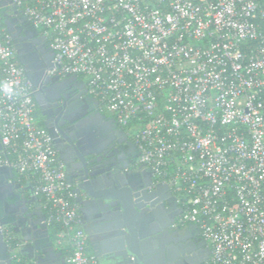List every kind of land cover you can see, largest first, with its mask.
<instances>
[{
	"label": "built area",
	"instance_id": "obj_1",
	"mask_svg": "<svg viewBox=\"0 0 264 264\" xmlns=\"http://www.w3.org/2000/svg\"><path fill=\"white\" fill-rule=\"evenodd\" d=\"M195 224L210 264H264V5L259 0H12ZM0 9V164L30 180L64 264H98L37 121ZM6 238V237H5Z\"/></svg>",
	"mask_w": 264,
	"mask_h": 264
},
{
	"label": "water",
	"instance_id": "obj_2",
	"mask_svg": "<svg viewBox=\"0 0 264 264\" xmlns=\"http://www.w3.org/2000/svg\"><path fill=\"white\" fill-rule=\"evenodd\" d=\"M0 9L17 60L40 106L45 100L67 98L68 94L60 92L67 81L79 84L80 91L74 97L77 101L69 106L65 101L61 104L65 107L64 119L68 122L75 120L71 117L70 108L81 104L83 109V114L75 122L80 136L76 150L71 161L64 162L63 169L67 181L73 185L75 202L99 264H104L106 256L118 257L119 264H209V253L197 263H194V255L179 258L180 252L184 253V244L177 246L176 243L184 237L172 227L181 208L171 211L166 206L171 200L176 202V197L167 184L154 181L148 167L136 162L139 152L128 140L125 130L99 109L98 101L89 95L79 77L49 74L53 67V51L47 45L48 40L31 25L12 0H0ZM115 144L122 161L108 164L110 153L107 151ZM90 215L99 219L98 227L108 230L109 236H113H107L103 241L113 247L103 255L93 229L86 224L88 217L91 219ZM5 226H10L17 234L16 251L26 255L25 264H51L49 257L53 256L60 264L65 263L62 251H56L53 246L33 184L30 180L21 183L15 178L11 166L0 164V264H11L12 256L3 232ZM188 228L199 232L195 224ZM41 237L45 238L46 245H42ZM193 242L203 249L208 247L201 236ZM143 253L151 256L144 258Z\"/></svg>",
	"mask_w": 264,
	"mask_h": 264
},
{
	"label": "flooded vegetation",
	"instance_id": "obj_3",
	"mask_svg": "<svg viewBox=\"0 0 264 264\" xmlns=\"http://www.w3.org/2000/svg\"><path fill=\"white\" fill-rule=\"evenodd\" d=\"M49 44H50L49 41H47V45H49ZM61 77H63V76H61ZM81 80L85 84L84 80L83 79H81ZM85 87H86V84H85ZM79 91H80L79 84L67 81L64 89L62 91H60L62 94H65V93L68 94L67 98L61 97V98L54 99V100H45L41 104V106L34 99L35 104H36L35 115H36L37 121L40 124V126H42L46 130L48 136L50 137L52 145H53V147L57 153V157L61 162L62 168L64 166V162L69 163L71 161V158H73V155H74V151L76 150V144H77L76 142L80 136L77 135L78 128H77V126H75V122L83 114V109H82L81 104H75L74 107L70 108L71 117H72V119H75V120H73L72 122H68L64 119V108L65 107L61 104L63 101H65L66 106H69L72 102H74V101L76 102L77 99H75L74 97L79 93ZM88 113H90V112H88ZM103 113H105V112H103ZM85 115H87V114H85ZM85 115H83V116H85ZM117 125L120 126L118 123H117ZM66 139H68L70 142H67ZM128 140H130V139L128 138ZM117 146L118 145L115 144L107 151L108 154L110 153L109 157L107 158L108 164H111V163H118L119 164L122 161L120 150L119 149L115 150L117 148ZM59 149L61 150V155L63 156V159H61V157H60ZM136 159H137V157H136ZM154 181H155V179H154ZM71 186H72V192L74 194V201H75V195L76 194L73 191V185L72 184H71ZM26 193H27L26 191L23 192L24 195H26ZM172 195H174L173 192H172ZM166 206L169 207L171 211H176L177 208H181L177 198H176V202L171 200L168 203H166ZM77 207H78V211H79L78 204H77ZM79 215H80V213H79ZM91 215H90L91 219H89V217H88L86 224L88 227H91L93 229V234H94L93 236L95 237L96 242H98V248L100 249V252L103 255L105 252L113 250L112 246H110V245L107 246L106 244L103 243V241L105 239H107L106 238L107 236L109 238H111L113 236H109L110 233L108 230L106 231L105 229L98 227L100 225L99 219L92 218ZM178 215L175 217V221H176ZM81 225H82V228H83L85 235H86L88 247H89L90 251L92 252V249L90 247V242H89V236L86 232V229L84 227L82 220H81ZM189 225L190 224H186V225L173 224L172 228H173V230H177L179 232V235L184 237L183 240H179L176 243L177 246H178V244H184V246H182L184 253L180 252L179 258L184 259V257L186 255H194V263H197V262H199V260L201 258H204L208 255L209 248L207 247L206 249H203V248L197 246V242L192 243V240L195 241V239L200 237L201 235H200V232H198L197 230H194L192 228H188ZM5 228H7V226L3 227V229H5ZM11 230L13 233H15L12 228H11ZM15 235L17 236L16 233H15ZM44 239H45L44 237L40 238L42 245H44V244L46 245V242L44 241ZM178 250H179V248H178ZM110 253H113V251H111ZM150 256H151L150 253L149 254L143 253L144 258H149ZM63 257L65 258L64 254H63ZM95 257H96V255H95ZM96 260H97V263L99 264L97 257H96ZM119 260L120 259L118 257H115V256H111V257L106 256L104 264H119ZM49 263L60 264V261L58 260L57 257L53 256V258L49 257Z\"/></svg>",
	"mask_w": 264,
	"mask_h": 264
},
{
	"label": "trees",
	"instance_id": "obj_4",
	"mask_svg": "<svg viewBox=\"0 0 264 264\" xmlns=\"http://www.w3.org/2000/svg\"><path fill=\"white\" fill-rule=\"evenodd\" d=\"M259 1H260V3H262L264 5V0H259ZM14 174H15V178L18 181H20L21 183L26 181V179H24L23 176L18 175L16 173H14ZM38 198H39V201L41 203L43 201L42 196L38 195ZM48 228H49L50 238L52 239V241H55L57 238V234L60 230V225L58 223H53V224L49 225ZM3 232H4V235H5L6 240L8 242V247L10 250V254L12 256L11 264H25V257L16 251L17 239H16L15 233L12 232L10 226H7V228L3 229ZM60 251H62V253L64 255H67V253H68L66 248H60Z\"/></svg>",
	"mask_w": 264,
	"mask_h": 264
},
{
	"label": "crops",
	"instance_id": "obj_5",
	"mask_svg": "<svg viewBox=\"0 0 264 264\" xmlns=\"http://www.w3.org/2000/svg\"><path fill=\"white\" fill-rule=\"evenodd\" d=\"M109 116V115H108ZM53 242V246H54V248H55V250L56 251H60V248H58L55 244H54V241H52ZM25 258H26V255L24 256Z\"/></svg>",
	"mask_w": 264,
	"mask_h": 264
}]
</instances>
